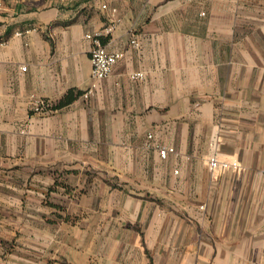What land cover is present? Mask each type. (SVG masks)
Returning <instances> with one entry per match:
<instances>
[{
	"label": "crops",
	"instance_id": "1",
	"mask_svg": "<svg viewBox=\"0 0 264 264\" xmlns=\"http://www.w3.org/2000/svg\"><path fill=\"white\" fill-rule=\"evenodd\" d=\"M0 40V264H264V0H0Z\"/></svg>",
	"mask_w": 264,
	"mask_h": 264
},
{
	"label": "built area",
	"instance_id": "2",
	"mask_svg": "<svg viewBox=\"0 0 264 264\" xmlns=\"http://www.w3.org/2000/svg\"><path fill=\"white\" fill-rule=\"evenodd\" d=\"M103 9H108L107 5L102 6ZM116 9H112V13H115ZM112 28H107L105 30L106 33H110ZM17 36L22 35L21 33H17ZM88 39L93 40L94 46L91 51V80L92 83L87 90V92L84 94L85 98H90L93 96L97 89V84L99 81L106 79L110 76L112 73L114 65L117 63V61L122 57L121 54L112 53L109 52L105 47H103L99 43V38H101V33H96L93 36L87 35ZM6 41L0 40V46L6 45ZM134 45H137L136 42H133ZM21 70L25 72L27 70L26 67H22ZM131 78L134 80L142 79L143 74L140 72H136L131 75ZM45 109L44 104L42 102L37 103L33 110L35 113H41ZM151 138V136H149ZM221 145L222 140L219 135H215L211 140V154L207 160V165L209 171L213 174L216 172H225L228 170H237L239 168V164L237 162H231L226 159L221 158ZM157 149L159 151L160 157L162 159H166L169 152H172L171 149H167L165 147H159L157 146Z\"/></svg>",
	"mask_w": 264,
	"mask_h": 264
},
{
	"label": "trees",
	"instance_id": "3",
	"mask_svg": "<svg viewBox=\"0 0 264 264\" xmlns=\"http://www.w3.org/2000/svg\"><path fill=\"white\" fill-rule=\"evenodd\" d=\"M80 94H74V92L68 93L62 101L59 103L58 107H64L72 103L74 99H76Z\"/></svg>",
	"mask_w": 264,
	"mask_h": 264
}]
</instances>
